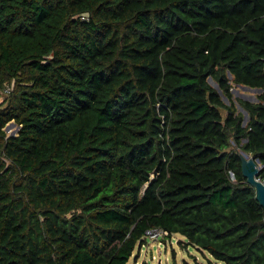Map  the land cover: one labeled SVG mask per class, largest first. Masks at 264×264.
Listing matches in <instances>:
<instances>
[{"label":"trees","instance_id":"trees-1","mask_svg":"<svg viewBox=\"0 0 264 264\" xmlns=\"http://www.w3.org/2000/svg\"><path fill=\"white\" fill-rule=\"evenodd\" d=\"M12 83L0 264H127L153 230L208 264H264L238 153L264 182V0H0ZM233 84L262 90L245 126Z\"/></svg>","mask_w":264,"mask_h":264},{"label":"rangeland","instance_id":"rangeland-1","mask_svg":"<svg viewBox=\"0 0 264 264\" xmlns=\"http://www.w3.org/2000/svg\"><path fill=\"white\" fill-rule=\"evenodd\" d=\"M232 80V79H230ZM214 88V83H210ZM260 93L242 89L233 84L232 99L237 113L243 116V123L248 121L247 113L241 108V102L257 103L255 99ZM222 101L228 105L227 100L221 94ZM222 115L224 112L222 111ZM18 134V133H17ZM15 137V136H14ZM231 146L234 147L231 142ZM240 151H238L239 153ZM213 261L206 252H201L186 244V241L180 235H172L171 237L160 236L157 240L146 237L143 246H139L130 258L127 264H208Z\"/></svg>","mask_w":264,"mask_h":264},{"label":"water","instance_id":"water-1","mask_svg":"<svg viewBox=\"0 0 264 264\" xmlns=\"http://www.w3.org/2000/svg\"><path fill=\"white\" fill-rule=\"evenodd\" d=\"M228 78L231 79V76L228 75ZM209 82L212 84V81ZM214 88L218 91L219 95L221 96V92L216 84L214 85ZM253 91L257 93L262 92V90L260 89H253ZM242 126H244V123L242 124ZM10 137L14 136L11 135ZM243 142H245V140H243ZM239 158L241 162V174L245 179L246 184L254 190L255 200L258 202L259 206L264 211V182H262L259 178L260 167L258 165V160H254L252 157H250L244 152H239Z\"/></svg>","mask_w":264,"mask_h":264},{"label":"built area","instance_id":"built-area-1","mask_svg":"<svg viewBox=\"0 0 264 264\" xmlns=\"http://www.w3.org/2000/svg\"><path fill=\"white\" fill-rule=\"evenodd\" d=\"M238 87L242 88L243 86H238ZM12 89H13V83L10 85L4 86L3 90L0 91V104L3 103V100L8 96V94L12 91ZM242 89H247L249 91L255 92L253 91V89L250 90V88H242ZM2 131L5 133L6 138L10 137L11 135L17 136L18 135L17 133L19 131V126H17L13 121H10L5 124V126L2 128ZM148 235H150V238H153V239L155 238L157 240L158 238H160V236H167V233L159 231V230H153V231L147 232V236Z\"/></svg>","mask_w":264,"mask_h":264},{"label":"crops","instance_id":"crops-1","mask_svg":"<svg viewBox=\"0 0 264 264\" xmlns=\"http://www.w3.org/2000/svg\"><path fill=\"white\" fill-rule=\"evenodd\" d=\"M244 90V89H243ZM247 90V89H246Z\"/></svg>","mask_w":264,"mask_h":264}]
</instances>
